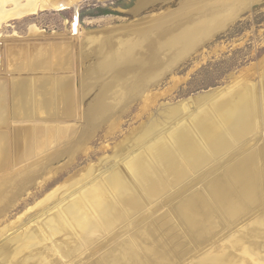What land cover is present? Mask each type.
Segmentation results:
<instances>
[{
	"label": "bare ground",
	"instance_id": "1",
	"mask_svg": "<svg viewBox=\"0 0 264 264\" xmlns=\"http://www.w3.org/2000/svg\"><path fill=\"white\" fill-rule=\"evenodd\" d=\"M78 1L0 0V23L9 17L37 14L49 8L60 9ZM186 2L197 3V7L185 6V16L195 12L201 19L161 39L159 32L169 29L163 26V30L155 33L157 40L150 43L155 51H167L171 56L165 70H171L190 54L200 40H206L219 26L238 16L249 0ZM169 20L164 19L159 23L156 20L152 25L160 27ZM78 24L77 17L75 33ZM146 27H135L134 30L128 27L129 36L136 35L137 40L119 36L116 38L117 46L113 44V34L120 31L114 29L100 36H92V33L85 36L94 40L93 45L97 43L94 46H99L106 59L113 60V68L108 71L113 76L111 84L106 86L107 92L103 93L104 102L96 105L95 109L91 108L88 113H85L84 102H81V96L86 97L85 90L84 93L77 92L78 88L72 81L74 79L70 78H75L74 73L70 74L71 69H67L72 62V52L63 46V42L40 46L10 44L4 50L5 66L10 74H6L7 87L0 83V167L5 160L10 137L8 132H11L12 138L15 137V164L25 159L27 161L31 154L38 156L41 148L44 150L49 145L57 147L59 137L65 138L68 143L60 150H52L49 146L52 150L49 153L52 154L47 162L41 160L38 164L39 161L35 159L34 165L31 162L28 169L20 172L16 178L8 172L0 175V216L12 205L6 204L15 194L13 184L17 180L21 182L17 184L19 189L20 185L27 188L35 182L42 183L53 178L57 172L49 168V163L69 150L71 156L79 149L87 151V143H83L85 131L96 127V122H104L115 115V111L129 97L135 99L147 91L149 94L146 92L144 96L158 98L168 92L151 93L149 89L155 79L165 74L164 69L161 75L150 74L152 78L148 80L143 79L142 71L129 80V75L122 76L123 72L115 70L125 66V62L130 64L132 61H138L142 68H148L149 60L135 56L140 53L135 51H143L149 40L147 33L142 34ZM42 32L37 24H32L28 33L33 36L32 39L36 36L37 40H43L46 36ZM60 43L62 46L58 45ZM23 70L32 74L27 71L22 73ZM11 71L18 75L13 76ZM149 73L144 76L148 77ZM118 94H121V101L117 98ZM207 94L196 97L199 110L192 115H188L187 103L168 109L165 117L170 124L157 134L150 145L145 146L149 128L139 126L140 129L117 144L114 154L101 158L98 164L87 166L82 173L78 172L79 175L75 174L57 185V189L45 194L35 206V214L40 213L36 223L0 247L1 263L28 264L34 251L37 264H53L51 258L57 259L54 260L55 264H72L77 259H82L80 264H264V148L260 147L259 142L260 135L264 137V75L259 83L243 82L231 90ZM29 120L35 121L33 124L36 126L30 123L31 128L27 124L20 125V122ZM96 130L91 131L89 137ZM71 138L73 140L70 141ZM129 150H133L132 156ZM114 156L127 158L123 162L124 167H116L101 175L102 164ZM69 159L66 163L74 162ZM215 162L219 165H212ZM189 169L193 176H190L192 172ZM40 173H43L41 179ZM21 195L14 202H20ZM67 196H70L69 200L64 201ZM158 202L168 203L159 208ZM229 219L233 224L226 225ZM221 226L225 229L215 235ZM168 228V232L175 233L179 244L171 238L173 234L167 236ZM9 229L0 230V237ZM117 229H122L124 233L118 236ZM213 234L215 237L209 242ZM101 242L102 245L111 242V245L94 253L93 247ZM31 247L34 248L32 251L29 250ZM88 253L90 259L86 257ZM84 257L89 259V263Z\"/></svg>",
	"mask_w": 264,
	"mask_h": 264
},
{
	"label": "rangeland",
	"instance_id": "2",
	"mask_svg": "<svg viewBox=\"0 0 264 264\" xmlns=\"http://www.w3.org/2000/svg\"><path fill=\"white\" fill-rule=\"evenodd\" d=\"M185 1L186 0H79L74 5L66 6L60 9L49 8L39 11L37 14H22L16 17H9V19L0 23V33L2 38L0 40V83H4V86L6 87L8 86V78L6 74H10V72L7 70V65L5 66V56L3 55H5L4 50L8 49L7 47L10 46V44L30 46H32L33 44V46H35V44H37L36 46H40L43 44L47 45L48 43L52 45V43L57 44L59 42H63V46L68 48V50L72 52V62L70 61L71 63L68 64L70 68L67 69H71L70 74L72 75L74 73L75 78H70L74 79L72 81L75 84V87L78 88V90L76 89L77 92L84 93L85 90L86 97H83L82 95L81 102L82 104L84 102V111L85 113H88L91 108L95 109L96 105H102L104 102L103 93L107 92L106 86H109L111 84L110 79L113 76V73L108 74V71L112 70L113 68V60L111 61L106 59V56H103L101 54L99 46L98 48L97 46H94L97 43H94L93 45L92 42L94 40L86 39L85 36H87L88 33H92V36H98L99 34L104 35L105 33H111V31L114 29L117 30L116 32L120 31L118 32L120 35L118 33L113 34V44H115L114 46H117V37H124L125 35V37L128 36V38H135V40H137L136 35L129 36L128 30L133 28L135 29V27H144V25L147 26L144 33L142 34L147 33L149 40L144 45L143 48L145 49L143 51L142 49L135 51V53L140 52L135 56L144 57L145 59L149 60L150 65L148 66V68H142L143 65L140 62L132 61L137 63L131 62L130 64H128L127 62H125V64H123L125 66L118 67L115 70L117 72H123L122 76L129 75V80H133L134 75H137L138 71H142L143 79L148 80V78H152L150 74H163L166 66L169 64V59L171 57L166 53L167 51L157 52L154 50L155 47L154 49L150 47L151 40H157L155 38V33L159 32L161 29L163 30L164 27L166 29L169 28L168 30L159 32L161 35V39H164L169 37L170 35L172 36L173 32H176L178 29H183L188 27L189 25H193L192 21L196 23V21L201 19V17L198 16V14L195 12L192 14L188 13L189 15L185 16V6L189 4L190 6L197 7L195 6L197 5V3H185ZM190 6L188 8H190ZM175 14H177V16ZM77 17L79 19V24L77 26V33H75L74 23ZM164 19H170L168 22H166V25L162 24V26L160 27L152 25L154 24V21L157 20L156 23H159L163 22ZM187 21L190 22L187 23ZM32 24L38 25V27L43 31L42 34L46 36L44 37L45 39L42 40L41 38L37 40L35 38L36 36L32 39L33 36L28 33L29 28ZM187 24L188 26H185ZM124 29L125 31H123ZM48 39L52 41H47ZM87 40L89 42H87ZM66 42L68 45L66 44ZM87 43L89 44V46H92L90 48H87L89 47ZM121 43L123 44V39L121 40ZM58 45L62 46L61 43ZM68 46H70V48ZM3 62L4 64H2ZM33 68L34 67H32V70H35ZM153 70H155L156 72H154ZM26 71L27 73H31V71ZM26 71L23 70L22 73H25ZM165 71V74H163L164 76L161 75L160 78H158L157 80L155 79V82H153L152 85L149 86V89H151V93H159L168 90L166 94L155 98L154 96L151 97V95L144 96L143 94L148 93L147 91H145L139 96L144 100L139 98L138 96L136 98L134 97L135 99L129 97V99L125 100L123 105H121V107L117 109L118 111H115L114 114L117 116L113 115L112 117H108V120L105 119L104 122L101 123L96 122L98 126L95 125L96 127H92L91 129H89V132L85 131L83 135V143H87L85 145V148H88L86 149L87 151H85V149H79L74 156H71V151L69 150L56 157L53 162L49 163V168H52L53 172H57V174H55L53 178L42 183L35 182L27 188H22V186L20 185L19 189H17V184L21 183L20 180H17L13 184V191H15L14 189H16L17 191V193L16 191L13 192L16 196L11 195V198L6 204L8 206L12 204L13 206L11 205L10 209H8L5 214L2 213L0 216V230L4 228L7 229L8 227L10 228L6 234L0 237V247L3 246V244H5L7 241H11L13 237L17 236V233L19 234L28 226L34 225L36 223V221L38 220V215L40 213L35 214V206L45 197V194L57 189V185L59 186L63 184L67 179L73 177L78 172L79 174L82 173L83 170L87 168V166L98 164V162L100 163L101 158L114 154V150L117 144L123 141L124 138L126 139V137H128L127 135L130 136V134H132V132H135L136 129L138 130L142 126H145V128H149L150 134L146 138L145 142L148 143H146L145 146L150 145L156 140L157 134L164 131V127L170 124V122L166 120L165 117L168 109L177 108L187 103L186 106L189 109L188 115H192L199 110L198 102L195 100L196 97L198 98L200 96H205L207 93L211 94L213 92H217L218 90H231V88L233 89L237 86V84L239 85L243 82L245 84L259 83L264 75V0H249V2L244 4L243 9L240 11L238 16H236L235 18H231L226 24L219 26L215 31H213L212 35H209L206 38V40H200L190 50V54L179 61L177 65L174 66L171 70ZM12 72L13 76L18 75V73H16L15 71H11V73ZM148 72H150L149 75H147L148 77H145ZM139 78L142 79V75H140ZM98 81L100 83H98ZM79 85L83 87L81 88ZM122 85H124V83ZM116 86H118V84ZM118 92L119 91H117V93ZM120 95L118 94L117 97L119 98V101H121ZM145 103L147 104V107L145 106ZM106 120L109 123H107ZM30 121L31 120H29V122H20V125L25 126L27 124L29 126L30 124L32 125L33 123H35V121ZM110 122L112 123V125L110 124ZM31 125L29 128H31L32 126H36V124H33L32 126ZM10 128L9 130L11 131ZM95 129H97L95 131V134L89 137L91 131L94 132ZM110 131L112 132L109 133ZM8 133H10L11 139L8 136V145L6 147L7 151L5 153V160L3 159L5 164L3 162V165H1L0 167V175H2V173L8 172L9 174L11 173L14 178L18 177V174L20 172L22 173L26 171L31 164L34 165V162L36 161H39L38 164H40L41 160V162H47L52 154L49 153L50 151L57 148H59L60 150L64 148L68 143L65 138L62 139L61 137H59L60 142L58 143L57 147L55 146L54 148H52V145H49L52 150L49 146L47 148L43 147L44 150H42L41 148V150L37 152L38 156H32L31 154L30 157L28 156L27 161L25 159L22 161L23 163L20 161L22 164H15L13 162V146L15 144V137L13 136L12 138L11 132ZM85 138L88 140L86 141ZM262 138L264 137L260 135L259 142L260 147L264 148V139L261 141ZM71 140L73 139L71 138L70 141ZM54 145L55 144H53V146ZM132 152L133 150L128 151L131 156ZM69 157V161L72 160L74 162H67L68 165L66 166V168V160H68ZM124 157L114 156L108 159V161L103 163L100 167L103 171V174L101 175H105L107 172L112 171L116 167H124L123 162L127 160V158ZM35 159L37 160L34 161ZM218 159H220V156ZM217 163L220 164V161H217ZM217 163L215 162L212 165H219ZM62 165H64L65 168ZM262 169H264V162ZM189 171L192 172L190 169ZM39 175H41L39 176V179H41L43 173H40ZM193 175L194 173L192 172L190 176ZM98 178L99 177H97V179ZM19 193L22 194L20 196L22 199L20 200V202L16 203L14 202V199L19 198ZM69 198L70 196H67L64 201H68ZM177 198L178 197H176L175 199ZM168 202H158L159 204L157 206H159V208H162L164 205H167ZM57 204L58 202L53 203L51 207ZM225 224L229 225L233 223H230L229 219V222L226 221ZM169 228L167 229V236H171L173 234L172 231L168 232ZM224 229L225 227L221 226L220 230L218 231L219 233L215 235L220 234ZM116 231L119 232L118 236H121V234L124 233L122 229H117ZM215 235L213 234L212 236H210L209 242L214 239ZM171 238H173L174 242H177L175 233L171 236ZM110 243H107L106 245H111ZM177 244L179 243L177 242ZM106 245H102V242L96 245L95 247H93L95 249L94 253L98 251L101 252L102 248H107L105 247ZM33 249L34 248L31 247L29 250L32 251ZM90 252L93 251L90 250ZM35 256L36 252L33 251L30 257L32 260L29 261L28 264H37V262L35 261ZM90 256L91 255L89 253L86 255L87 258H89ZM86 257H84V259H86V261L89 263L90 258L87 259ZM51 259L53 260L51 263L55 264L54 260L57 259ZM2 260L3 258L0 255V264H2ZM81 260L82 259H77V261L75 260L77 263L73 262L72 264H80ZM59 264H62V262H60Z\"/></svg>",
	"mask_w": 264,
	"mask_h": 264
},
{
	"label": "water",
	"instance_id": "3",
	"mask_svg": "<svg viewBox=\"0 0 264 264\" xmlns=\"http://www.w3.org/2000/svg\"><path fill=\"white\" fill-rule=\"evenodd\" d=\"M78 31H79V29H78ZM77 33V32H76Z\"/></svg>",
	"mask_w": 264,
	"mask_h": 264
}]
</instances>
